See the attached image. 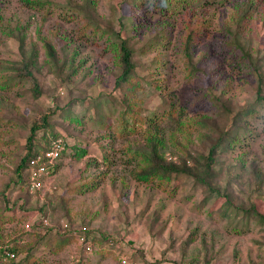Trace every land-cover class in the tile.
<instances>
[{"label": "rangeland", "instance_id": "374dc122", "mask_svg": "<svg viewBox=\"0 0 264 264\" xmlns=\"http://www.w3.org/2000/svg\"><path fill=\"white\" fill-rule=\"evenodd\" d=\"M149 1L96 0L85 8L84 0H51L39 11L28 7L25 0H0V23L12 28L21 23L24 27L18 34L25 48L22 51L17 38L0 31V191L16 201L5 212L10 219L0 226V240H9L24 224L47 212L65 219L63 226L68 221L75 228L86 225L91 236L100 239L106 233L118 241H99L96 249L88 250L80 241L52 231L35 254L56 264L77 259H84V264H123L124 255L139 264H204L206 258L208 264H264V100L254 109L247 108V102L257 97L260 73L264 79V18L256 20L248 36H238L253 61H258L259 70L251 73L249 67L234 66L238 57L234 59V42L225 30L235 26L232 16L244 6H238L242 0L223 4L189 0L175 14H162ZM186 18L209 23L207 33L192 48V61L199 69L191 76L181 49ZM121 22L128 25L124 32L134 48L144 114L168 105L166 98L182 105L188 117L209 115L228 121L236 142L232 148L219 149L212 173L230 205L226 197L197 186L193 177L173 180L168 190L179 183L174 195L162 187L138 183L126 177L128 168L119 159L96 189L78 188L92 180L94 162L103 164L106 152L121 153V138L112 150V138L107 136H117L111 123H118L120 96L127 93L125 86L115 87L120 67L113 32L123 29ZM162 30L170 37L159 45ZM45 40L54 45L57 59L48 56ZM33 50L38 55L39 95L15 71ZM156 78L165 86L164 95L155 86ZM212 94L231 112L220 108ZM241 109L243 120L231 124ZM43 114H49L50 125L38 131L37 140L47 142V138L62 135L67 146L57 163L58 171L48 180L54 191L30 196L16 166L32 124L42 123ZM80 147L88 154L77 159ZM188 162L193 164L190 158ZM41 228L45 227L36 231L43 232ZM189 236L192 241L184 249ZM205 245L209 257H205Z\"/></svg>", "mask_w": 264, "mask_h": 264}, {"label": "trees", "instance_id": "16d2710c", "mask_svg": "<svg viewBox=\"0 0 264 264\" xmlns=\"http://www.w3.org/2000/svg\"><path fill=\"white\" fill-rule=\"evenodd\" d=\"M84 1L86 3L85 8H88V6L95 4L96 0ZM218 1L223 4L228 0ZM25 2L28 7L41 11L42 9H46V5L49 4L51 0H25ZM149 2L156 5V8L162 14H175L176 11L180 12L179 8L181 6L185 7L189 5V0H150ZM240 5L244 6L240 8L238 7ZM238 6L239 11L232 16L231 20V24H235V26L232 29L225 27V30H227L232 37L230 41L234 42V59L238 57L237 60H234V66L241 65L243 67H249L251 73H253L258 69V66H256L258 61H253V55L241 42H239L238 36H248L255 26L256 20L264 18V0H242L241 4H238ZM46 13L48 12L46 11ZM138 17L140 16L138 15ZM183 23L184 33L181 35V49L186 57L185 65L187 74L191 76L194 71L199 69L192 61V48L196 45L197 38L207 33L205 28L208 27L209 23L194 22L190 18H186ZM121 24H123V29L113 32L117 43V45L115 44L116 61L120 67V73L115 80V87L122 89L123 86H125L127 88V93L122 92L120 96V109L116 118L118 123H111L113 124V129L115 128L116 130L117 136L114 137L113 134H107V136L112 138V150L116 149L115 144L117 139L121 138L123 142L121 153L117 155L118 153L115 152H106L103 156V164L94 160L95 172L93 173L92 180L88 183L79 185L78 188H84L85 190L96 189L106 179L109 172L113 169L112 167L118 165L119 159L125 165V168H128V175L126 176L125 174V176L128 178L130 175L131 178L138 183L154 187L159 186L174 195L179 183L176 182L173 188L168 190V185L172 183L173 180L176 181L183 176L193 177L195 182L198 183L197 186L210 190L211 194L217 193L218 196L226 197V194H223L220 190L212 171L219 149L232 148L236 142L237 137L231 134V129L227 126L228 121L224 118H215L209 115L188 117L182 105H177L174 99L167 101L166 98L165 101L168 105L159 106L152 109L149 113L144 114L143 111L146 110L144 107V97H140L138 94V90L142 89L143 85L137 77L134 48L130 44V39L124 32L125 27L128 25L124 22H121ZM23 27L21 23H18L15 28L10 27V25L6 26L5 24L3 26V24L0 23V31L17 38L20 42L22 51L25 49L24 39L18 33L23 30ZM149 28L150 27H148V29ZM160 36L161 39L156 42L159 45L163 44L164 39L170 37V34L168 31L162 30ZM153 37L154 36L151 35L150 39ZM40 38H42V36H40ZM263 44L264 42L262 40L261 45ZM44 45L47 49L48 56L57 59V52L54 45L49 40H45ZM37 59V52L33 50L30 55H24L20 65L15 68V71L20 78L29 81L32 90L39 95L41 93V79L36 72ZM258 79L259 82L256 88L257 97L255 101L247 102V108L254 109L256 104L264 100V79L261 73ZM154 81L156 82L155 86L162 91L164 95V84L161 83L158 78ZM210 90L212 89L208 87L207 92ZM212 95L215 98V103L221 100L218 95ZM218 106L225 111L231 112V109L227 108L223 102L219 103ZM243 112L244 110H239L237 114H235L231 124L236 125L242 121L244 118ZM49 117V114H43L41 118L43 119L42 123L35 121L32 124L30 134L26 139L25 152L22 154L16 166L17 175L20 179L23 178V180H25L26 192L30 196H35V194L38 195L37 192L32 193L30 191L28 177L32 169L31 161L39 158L50 150L53 141L58 138H63L67 146V141L62 135H54L52 138H47V142L37 140L38 131L42 127L50 125ZM103 135L105 136L106 134ZM194 136H196L197 142ZM191 146L195 150V155L191 153ZM76 150L75 157L77 159H81L88 154L86 148L80 147ZM188 158L193 161V164H188ZM57 163L51 166L54 173L59 169V163ZM226 198V205H230L232 203L231 200L228 197ZM10 203H16V201L8 197L5 191H0V226H2L7 219H10L5 214V212L10 211ZM252 207L255 208V205ZM237 210L239 211L240 208L237 207ZM42 215L48 216L51 222L50 226L41 228L43 232L36 231L37 229L39 230L37 225L26 228L24 224L23 230L15 232L14 236L12 235L9 240H0V245L4 246L0 247V264H56L46 259L44 256L35 254V249L41 244H45L46 239L50 237L52 231H57L64 239L74 238L77 241L81 239L85 248H90L91 250L96 249V246L98 247L97 244L99 241L102 242V244H116L118 242L116 238L106 233H102L103 235L100 239L91 236L92 230L86 225L75 228L70 224L71 222L68 221V226L65 227L63 226V221L65 219L52 217L47 212H44ZM34 235L35 237L33 238ZM191 241L192 237L189 236L184 240L183 248H187ZM205 243L206 240H204L203 244ZM102 246H100L101 249H103ZM207 246L208 245H205V257H209V249ZM211 246L214 247V244H211ZM55 251L57 252L58 249H55ZM83 260L84 259H77L71 264H84ZM209 260V258H206L204 264H208Z\"/></svg>", "mask_w": 264, "mask_h": 264}, {"label": "built area", "instance_id": "2783aa9c", "mask_svg": "<svg viewBox=\"0 0 264 264\" xmlns=\"http://www.w3.org/2000/svg\"><path fill=\"white\" fill-rule=\"evenodd\" d=\"M66 147L65 141L63 138H58L53 141L52 147L44 155L40 156L37 159L31 161L32 169L31 174L28 177L30 191L32 193L37 192L40 196H44L49 191L48 180L54 173L53 166L57 163L62 153ZM45 159V160H44ZM32 225H37L38 227L50 226L51 222L48 216L38 215L33 222H27L26 228H30ZM66 226H68L66 224ZM65 226V227H66ZM82 243V240H79ZM91 250L90 248H87ZM123 264H139L136 260L131 259L129 256L124 255L121 257Z\"/></svg>", "mask_w": 264, "mask_h": 264}, {"label": "crops", "instance_id": "0c3cea01", "mask_svg": "<svg viewBox=\"0 0 264 264\" xmlns=\"http://www.w3.org/2000/svg\"><path fill=\"white\" fill-rule=\"evenodd\" d=\"M61 159L59 161H62ZM53 174H56V173H53ZM48 184H49V186H48L49 187V191L47 193L49 195V193H52L54 190H53V186L51 187V182L50 181H48Z\"/></svg>", "mask_w": 264, "mask_h": 264}]
</instances>
